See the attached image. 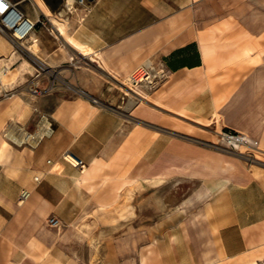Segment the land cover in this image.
Returning a JSON list of instances; mask_svg holds the SVG:
<instances>
[{"label": "crops", "instance_id": "0c3cea01", "mask_svg": "<svg viewBox=\"0 0 264 264\" xmlns=\"http://www.w3.org/2000/svg\"><path fill=\"white\" fill-rule=\"evenodd\" d=\"M11 1L57 76L29 91L36 66L0 32V71L25 72L0 101V264H96L74 238L85 217L119 232L102 264L261 260L264 0ZM223 128L257 141L259 164L215 148Z\"/></svg>", "mask_w": 264, "mask_h": 264}, {"label": "built area", "instance_id": "2783aa9c", "mask_svg": "<svg viewBox=\"0 0 264 264\" xmlns=\"http://www.w3.org/2000/svg\"><path fill=\"white\" fill-rule=\"evenodd\" d=\"M80 3H84L85 0H78ZM0 4L3 5V11H0V32L5 34L13 43L14 49L16 51H21L25 56H27L31 61H33L37 68V77L46 73L49 70L47 63L37 56L29 47L27 43L31 37V34L37 28V22L31 20L27 17L18 7V5L11 0H0ZM72 7H68L70 10ZM38 22H43V19H38ZM72 60L78 61V57H72ZM143 78L139 77L138 72H135L131 77L130 81L132 83H140L144 78L149 77L145 68ZM40 83H34L32 86V92L39 94ZM91 100L94 103H98L99 100L96 97L91 96ZM219 150H228L232 153L245 155L249 160L257 159L256 153L260 151L257 141L248 136L247 134L239 131H235L229 128H223L219 132V138L215 142H210ZM64 159L69 161L71 164L84 169L85 163L82 159L73 156L70 153L63 154ZM259 162L261 160H258ZM258 162V163H259ZM38 180L39 177L37 176ZM28 195L27 191L21 193V200L25 199ZM49 223L52 226H58L60 224V219L58 217H51Z\"/></svg>", "mask_w": 264, "mask_h": 264}, {"label": "rangeland", "instance_id": "374dc122", "mask_svg": "<svg viewBox=\"0 0 264 264\" xmlns=\"http://www.w3.org/2000/svg\"><path fill=\"white\" fill-rule=\"evenodd\" d=\"M85 1H87V0H85ZM26 46L29 47L28 45H26ZM13 52L16 53V56L21 55V56L25 57V59H27L26 62H25L26 65H28V66L29 65L30 66H36L35 63L33 61H31L27 56H25L21 51H16V49H14ZM72 57H75V55L72 56ZM25 59L22 58V60H25ZM73 61H75V60H73ZM10 66H8V68L11 70L10 75L8 77H6L5 79H3V78L0 77V101L1 100H4V99H7L8 97H10L13 94H16L18 92V88H17L16 85H17V83H19V81L22 80L23 73H25L24 71L19 72L18 69H15V66H12V67H10ZM31 68H33V67H31ZM31 68H26V69L28 70V69H31ZM1 72H2V70L0 71V75H1ZM141 72H142V74H141ZM37 74H38L37 73V70L32 74V79H31L30 86H29V91H31V92H32V86L34 85V83H40V89H41L40 91H42L44 89L43 88V85L41 84V82L39 80V77L41 75L37 77ZM46 74H48L51 79H55L56 76H57L56 72L51 71L50 68H49V70L46 73H44L42 75H46ZM138 75H139V77H142L143 78L144 70L141 69L138 72ZM129 85L132 86V87H134L133 86L134 84H132L131 81H129ZM222 151L225 152V153H229V154H232V155H235V156L239 157L240 159L244 160L248 165L259 164L258 163L259 162L258 160L262 159L259 156L258 153H256L257 159H251V160H249L245 155L232 153V152H230L228 150H225V149L222 150ZM87 218L88 217H85V225H86L85 229L82 230L81 232H77L75 234L74 238L77 239V240H79V241H83L84 247H81L80 248V251H81V254L85 253L86 256L88 254V251H89V253L92 252V245L91 244H94V246H95V256L97 258L96 264H102L100 262V260L106 254L105 251L107 250V248H105V247H106V244H107V239H112L115 236H118L119 235V232L118 231L117 232H114V231L109 232V231H104V230L103 231H96V232L88 231V223H87L88 220H87ZM109 220L111 221L110 218H108L107 221H109ZM88 243H90V244L87 245ZM260 256H261V260L249 262V264H264V251L262 252V254Z\"/></svg>", "mask_w": 264, "mask_h": 264}, {"label": "bare ground", "instance_id": "6f19581e", "mask_svg": "<svg viewBox=\"0 0 264 264\" xmlns=\"http://www.w3.org/2000/svg\"><path fill=\"white\" fill-rule=\"evenodd\" d=\"M10 72H11V70L8 68V67H4V69H2V72H1V75H0V77L1 78H3V79H5L6 77H8L9 75H10ZM141 74H142V72H141ZM140 74V75H141ZM9 79V78H8ZM42 122V121H41ZM44 122V121H43ZM49 126V125H48ZM44 129V128H43ZM42 130V129H41ZM51 130V129H50ZM44 131V130H43ZM50 132V131H49ZM45 133V132H44ZM41 135V134H40ZM11 136V135H10ZM39 136V135H38ZM14 137V139H16V141H18V142H23L24 140H29L30 138H32L33 136L32 135H29L28 133H25V134H23L22 135V137H18V135L17 136H13ZM36 137V136H35ZM30 141V140H29ZM34 141V140H33ZM72 154V153H71ZM213 179V178H212ZM220 179V178H219ZM210 188V187H209Z\"/></svg>", "mask_w": 264, "mask_h": 264}, {"label": "snow or ice", "instance_id": "6c2138e0", "mask_svg": "<svg viewBox=\"0 0 264 264\" xmlns=\"http://www.w3.org/2000/svg\"><path fill=\"white\" fill-rule=\"evenodd\" d=\"M0 11H3V5L0 4Z\"/></svg>", "mask_w": 264, "mask_h": 264}, {"label": "water", "instance_id": "95a60500", "mask_svg": "<svg viewBox=\"0 0 264 264\" xmlns=\"http://www.w3.org/2000/svg\"><path fill=\"white\" fill-rule=\"evenodd\" d=\"M88 1H94V0H88Z\"/></svg>", "mask_w": 264, "mask_h": 264}]
</instances>
